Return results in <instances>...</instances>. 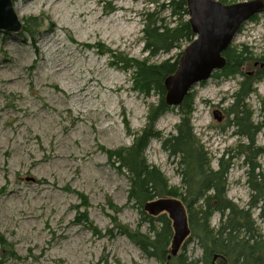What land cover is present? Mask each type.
<instances>
[{"label":"rangeland","instance_id":"374dc122","mask_svg":"<svg viewBox=\"0 0 264 264\" xmlns=\"http://www.w3.org/2000/svg\"><path fill=\"white\" fill-rule=\"evenodd\" d=\"M13 4L22 28L0 32V264H162L124 234L129 229L147 237L153 226L130 199V175L114 152L136 142L160 104L159 90L140 83V64L174 62L191 43L176 40L171 51L154 55L146 49V22L174 30L189 15H174L171 0ZM35 23L39 26L30 28ZM230 46L247 55L242 74H257L264 63V12L245 22ZM242 74L214 71L186 97L209 166L217 171L221 162L229 164L226 198L246 207L264 187V79L242 101L259 126L250 140L237 135L238 122H245L231 109ZM217 109L224 115L220 122ZM182 118L171 106L154 128L174 135ZM247 129L253 135V128ZM145 156L165 174L178 199L188 197L181 158L160 138L150 140ZM253 214L256 229L264 233V220L257 218L258 210ZM221 217L212 214L215 230ZM183 245L179 252L190 259L203 256L195 235Z\"/></svg>","mask_w":264,"mask_h":264},{"label":"trees","instance_id":"16d2710c","mask_svg":"<svg viewBox=\"0 0 264 264\" xmlns=\"http://www.w3.org/2000/svg\"><path fill=\"white\" fill-rule=\"evenodd\" d=\"M222 2L226 4V0H222ZM187 3V0H171L173 14L180 17L183 14L189 15ZM37 26L39 24L35 23L30 28ZM143 31L146 49L154 55L159 52L171 51L176 40L190 43L195 38L189 20H184L174 30L152 26L150 22H146ZM28 33L31 37L35 36L33 30ZM234 50L229 46L223 53L226 59L223 69L230 74L238 72L242 74L241 68L247 60V55H244L245 51L238 53ZM178 61L179 59L159 65L140 64V83L143 85L145 83L146 87L153 85L159 90L162 97L160 104L152 111L150 121L141 136L131 147L121 148L114 152V155L119 160V167L127 169L130 175V199L140 206L146 216L144 219L150 222L153 231L152 235L147 237L129 229L125 230L124 234L132 238L145 253L155 257L162 264H220L221 261H225L227 264H264V233L258 232L253 217V212L258 210L257 218L264 220V187L255 190L256 194L246 204L247 209L226 198L229 164L224 166L221 162L217 171L209 166L203 147L196 142L190 117L191 103L187 97L177 107L183 113V118L177 126L176 134L163 136L154 128L158 118L171 107L166 101L167 90L164 81L167 76L176 72ZM242 75L244 79L239 90L233 95L235 102L231 109L235 108L233 112L236 113V119L245 122V124L238 122L237 126L241 127L239 130L249 134L253 139L259 126H254L250 110L242 101L249 96L255 82L264 79V68L255 75ZM248 127L253 128V135L248 131ZM154 138H160L164 148L172 156L181 158V164L184 167L183 183L188 192V197L181 198L187 208L191 234L198 238L203 249L201 258L190 259L186 252H179L176 256H172L170 250L174 235L172 220L165 213L156 216L149 214L145 209V205L156 198L179 197L176 194L177 190L168 186L165 174L158 167L147 162L145 150L150 140ZM108 153L110 154L111 151ZM210 191L212 192L209 194ZM201 199H205L204 208L197 205ZM214 212H220L222 216L218 230L210 226ZM155 221L160 222V228H155ZM1 243L3 246L8 245L5 240H1ZM183 248L185 249L184 245ZM216 255H220L221 258L215 259ZM13 256L14 254L11 253L6 257L9 259Z\"/></svg>","mask_w":264,"mask_h":264},{"label":"water","instance_id":"95a60500","mask_svg":"<svg viewBox=\"0 0 264 264\" xmlns=\"http://www.w3.org/2000/svg\"><path fill=\"white\" fill-rule=\"evenodd\" d=\"M189 22L195 39L185 48L177 70L165 78L166 101L170 106H180L190 90L198 83L211 78L214 71L226 64L223 56L241 26L251 17L264 12V0H250L224 4L219 0H187ZM22 22L16 14L12 0H0V32L17 33ZM264 67V64H263ZM218 121L221 117L214 114ZM149 214L167 213L173 221L174 235L171 255H177L191 228L187 208L176 197H160L145 205ZM216 258H221L216 255ZM220 264H227L221 261Z\"/></svg>","mask_w":264,"mask_h":264},{"label":"flooded vegetation","instance_id":"af4514ba","mask_svg":"<svg viewBox=\"0 0 264 264\" xmlns=\"http://www.w3.org/2000/svg\"><path fill=\"white\" fill-rule=\"evenodd\" d=\"M263 64H264V63H262V64L260 65L261 68H264V67H263ZM255 65L257 66L258 63H255ZM249 75H251V73H249ZM215 113H217L218 116L221 117V121H222L223 118H224L223 112H222L220 109H217V111H215ZM215 113H214V114H215ZM219 122H220V121H219ZM257 126H258V125H257ZM237 127H238V126H237ZM258 132H259V131H257V133H258ZM236 133H237L238 136H243V137H246V138L248 137V138L251 140V137H250L249 134L244 133L243 131H241V130H239V129L236 130Z\"/></svg>","mask_w":264,"mask_h":264},{"label":"bare ground","instance_id":"6f19581e","mask_svg":"<svg viewBox=\"0 0 264 264\" xmlns=\"http://www.w3.org/2000/svg\"><path fill=\"white\" fill-rule=\"evenodd\" d=\"M249 1V0H248ZM238 35V34H237ZM182 201V200H181ZM183 202V201H182ZM184 204V203H183ZM185 206V205H184ZM186 208V207H185ZM162 214V213H161ZM165 214H167V213H165ZM168 215V214H167ZM168 217L170 218V216L168 215ZM171 219V218H170ZM172 220V219H171ZM172 224H173V221H172ZM190 235H191V233H190ZM172 256H175V255H172Z\"/></svg>","mask_w":264,"mask_h":264}]
</instances>
